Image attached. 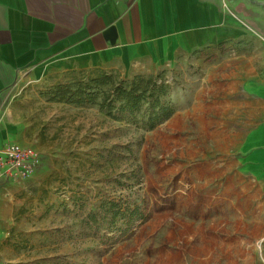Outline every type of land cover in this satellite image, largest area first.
<instances>
[{
    "label": "rangeland",
    "instance_id": "obj_1",
    "mask_svg": "<svg viewBox=\"0 0 264 264\" xmlns=\"http://www.w3.org/2000/svg\"><path fill=\"white\" fill-rule=\"evenodd\" d=\"M103 70L116 80L134 76ZM252 70L264 73V45L241 40L137 74L163 83L174 109L152 130L94 104L74 110L52 145L65 152L64 169L54 170L63 175L61 185L40 202L32 227H24L30 231L0 234L21 249L16 263L5 264H264V180L239 170L234 156L252 123L240 104ZM96 73L84 68L24 77L10 88L4 109L46 115L57 103L55 86ZM118 197L137 202L147 217L103 252L81 219L103 198Z\"/></svg>",
    "mask_w": 264,
    "mask_h": 264
},
{
    "label": "crops",
    "instance_id": "obj_2",
    "mask_svg": "<svg viewBox=\"0 0 264 264\" xmlns=\"http://www.w3.org/2000/svg\"><path fill=\"white\" fill-rule=\"evenodd\" d=\"M223 1L0 0V145L13 140L42 160L27 178L0 181V233L32 229L24 227H32L40 202L61 185L63 175L54 170L64 169L65 152L52 147L55 131L63 135L68 115L85 107L57 102L43 116L9 115L4 103L10 88L24 77L84 68L150 74L241 40L263 46L264 0H227L233 13ZM251 72L240 104L252 123L240 135L234 156L239 170L264 180V73ZM19 251L17 242L0 237V264L16 263Z\"/></svg>",
    "mask_w": 264,
    "mask_h": 264
},
{
    "label": "trees",
    "instance_id": "obj_3",
    "mask_svg": "<svg viewBox=\"0 0 264 264\" xmlns=\"http://www.w3.org/2000/svg\"><path fill=\"white\" fill-rule=\"evenodd\" d=\"M96 75L54 87L57 102L97 105L99 110L117 120L152 130L173 114L174 109L164 99L166 87L155 77L134 75L116 80L112 74L95 68ZM141 205L123 197L103 198L98 209L88 210L81 219L92 237L103 246V252L119 237L130 232L137 223L146 220Z\"/></svg>",
    "mask_w": 264,
    "mask_h": 264
},
{
    "label": "built area",
    "instance_id": "obj_4",
    "mask_svg": "<svg viewBox=\"0 0 264 264\" xmlns=\"http://www.w3.org/2000/svg\"><path fill=\"white\" fill-rule=\"evenodd\" d=\"M223 6L233 13L227 0L223 1ZM39 165L40 156L31 147L13 140H7L0 145V181L25 179L35 172Z\"/></svg>",
    "mask_w": 264,
    "mask_h": 264
}]
</instances>
